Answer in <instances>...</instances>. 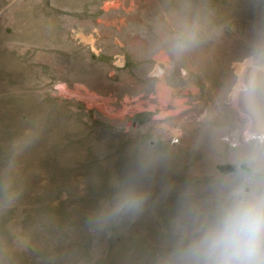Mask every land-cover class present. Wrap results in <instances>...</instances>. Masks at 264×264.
Wrapping results in <instances>:
<instances>
[{"label": "rangeland", "instance_id": "374dc122", "mask_svg": "<svg viewBox=\"0 0 264 264\" xmlns=\"http://www.w3.org/2000/svg\"><path fill=\"white\" fill-rule=\"evenodd\" d=\"M195 13L202 41L177 55ZM261 20L264 0H0V173L31 138L0 264H159L264 137L235 100ZM142 163L143 213L91 232L112 177Z\"/></svg>", "mask_w": 264, "mask_h": 264}, {"label": "clouds", "instance_id": "9594fccd", "mask_svg": "<svg viewBox=\"0 0 264 264\" xmlns=\"http://www.w3.org/2000/svg\"><path fill=\"white\" fill-rule=\"evenodd\" d=\"M205 25L199 13L185 15L169 37L172 50L182 55L202 41ZM247 77L241 91L255 108L264 90V20L253 26L247 55ZM31 142L29 136L16 140L13 159L0 173V214L20 198L15 181V157ZM246 165L247 171L240 165ZM236 177L222 187L212 212L189 234L181 236L159 264H264V137L258 139L236 164ZM148 170L142 163L135 171L115 175L111 191L88 217L93 233L109 232L125 221L136 220L144 211L148 193L139 178Z\"/></svg>", "mask_w": 264, "mask_h": 264}, {"label": "bare ground", "instance_id": "6f19581e", "mask_svg": "<svg viewBox=\"0 0 264 264\" xmlns=\"http://www.w3.org/2000/svg\"><path fill=\"white\" fill-rule=\"evenodd\" d=\"M246 77H247V67H246L244 73L242 74V79H241V81H242L241 83L242 84H245ZM239 95H240V93L237 92V94L235 96V100L236 101H237ZM260 95H261L262 99H264V90H261V92L259 93V96ZM262 99L260 100L261 102H262ZM262 103H264V101ZM250 110H251V113H252V114H249V115H252V116H250L252 118V125H251L252 127H251V129H257L258 128V129L264 131V107H263L262 110L260 109V111L254 109L252 107H250Z\"/></svg>", "mask_w": 264, "mask_h": 264}, {"label": "water", "instance_id": "95a60500", "mask_svg": "<svg viewBox=\"0 0 264 264\" xmlns=\"http://www.w3.org/2000/svg\"><path fill=\"white\" fill-rule=\"evenodd\" d=\"M244 85V84H243ZM240 95L238 96V99H237V106L239 107L240 111L243 113V114H246L247 116H252V115H249V114H252L251 113V110H250V105H249V102L246 98V96L244 95V93L241 91L239 92ZM262 99L261 95L258 97V100H257V104L255 106L254 109L256 110H259L260 109L262 110L263 107H264V103H262L264 101V99H262V102L260 101ZM260 101V102H259ZM263 112V111H262ZM261 114V113H260ZM262 115V114H261ZM251 118V117H250ZM252 120V118H251Z\"/></svg>", "mask_w": 264, "mask_h": 264}]
</instances>
